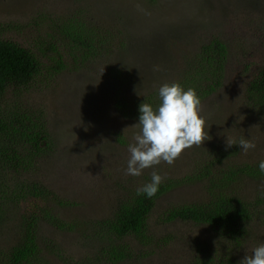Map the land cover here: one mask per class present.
Here are the masks:
<instances>
[{
	"label": "rangeland",
	"instance_id": "obj_1",
	"mask_svg": "<svg viewBox=\"0 0 264 264\" xmlns=\"http://www.w3.org/2000/svg\"><path fill=\"white\" fill-rule=\"evenodd\" d=\"M37 10L43 21L36 20L39 25L35 26L31 19ZM73 16L81 18L88 38L97 42L105 55L97 73L76 65L79 61L74 64L69 46L64 50L65 43L59 41L58 52L63 53L70 71L53 70L56 78L51 76L46 83L38 77L29 91L7 92L5 100L7 104L20 102L26 111H41L50 145L31 172L53 194L47 202L46 219L57 217L73 228L60 231L55 220L47 224L41 219L39 210L46 205L43 201L19 204L9 213L13 218L15 212L17 217L37 214L41 225L38 237L52 264H103L80 236L89 233L93 223L110 217L116 192L150 182L155 171L178 181L158 199L145 238L123 239L130 251L115 264H190L194 254L221 250V246H212L218 241L206 227L166 222L163 213L172 206L201 199L202 184L184 183L180 178L211 162L221 147L229 148L227 140L246 136L256 144L236 156L237 165L264 158V123L249 112L243 99L246 85L264 63V0H0V35L25 46L36 42L38 36L40 46L41 29L49 17L61 21ZM212 37L226 42L228 57L222 85L200 104L205 141L185 149L171 165L162 162L145 169L141 176L126 175L128 145L135 142L138 121L121 115L117 102L111 99L113 91L118 90L133 103L164 83H181L186 61ZM120 42L128 47L119 49ZM33 50L37 52L38 47ZM48 57L52 60L54 56ZM49 64L54 66L53 61ZM122 68L128 79L119 89L113 85L116 79L93 83L103 70L119 72ZM256 177L247 178L239 188L251 202L263 195L264 181ZM8 217L7 221H14ZM256 219L259 234L253 231V243L240 252L241 260L264 243V218ZM4 230L0 225L3 248L13 242V238L3 236Z\"/></svg>",
	"mask_w": 264,
	"mask_h": 264
},
{
	"label": "trees",
	"instance_id": "obj_2",
	"mask_svg": "<svg viewBox=\"0 0 264 264\" xmlns=\"http://www.w3.org/2000/svg\"><path fill=\"white\" fill-rule=\"evenodd\" d=\"M36 20L43 21V14L38 10L35 11L31 24L38 26ZM4 25L10 28L9 23ZM41 31L40 46L38 36L36 42L25 46L0 35V225L5 229L3 236L13 238L10 246L0 247V264H52L45 254L42 238L38 237L41 225H38L37 214L17 217L15 212L13 218L9 213L11 208L19 204H37L43 201L46 205L39 210L41 219L47 220V224L55 220L60 231H70L73 228L66 222L58 221L57 217L46 219L49 216L48 212L45 214L49 205L47 202L50 198L53 199V194L40 181L35 180L37 174L31 172L43 159L46 147L50 145V136L41 111H26L18 105L20 102L7 104V92H27L38 77L44 78L48 83L47 78H56L53 70L69 72L71 66H68L63 53L58 52L59 41L65 43L64 50L69 46L68 51L74 64L79 61L76 65L81 64L89 72L97 73V66L105 59L97 42L92 43L88 38L79 16L62 18L61 21L55 18L51 20L49 17ZM35 46L38 47L37 52L33 50ZM118 47L123 50L128 46L120 42ZM49 54L54 56L52 60H49ZM227 57L226 42L219 37L210 38L201 43L192 59L186 61L181 83H177L185 90L194 89L202 103L222 85ZM49 61H53L54 66ZM100 75L94 78V84L97 85V82L105 78L116 79L113 85L117 89L125 85L128 79L123 68L119 72L115 69L103 70ZM109 85L110 81L108 88ZM113 92L115 95L111 99L117 102L121 115H128L136 121L141 103L145 101L153 107L160 103L158 90L139 100H133V103L119 95L118 90ZM243 99L249 112L256 114L264 123V63L246 85ZM241 151L243 150L238 145L221 147L211 162L195 170L192 175L180 178L184 183H201L202 197L196 202L172 206L163 213L166 222L179 221L206 227L218 241L212 246L222 247L221 250L207 249L203 253L194 254L190 264H240L243 258L240 252L253 243V231L257 232L256 218H264V188L263 195H258L254 202L246 199L239 188L242 182L248 181L247 178L258 176L256 178L264 181V173L258 168L259 162L264 158L237 165L234 161ZM26 174L29 176L25 178ZM177 181L178 179L164 178L157 194L150 199L137 195V189L143 185L124 189L120 187L113 198L110 217L93 223L89 233L80 236L87 241L85 245L99 254L96 258L101 257L103 264L120 262L130 251L123 239L128 236H134L138 240L145 238L143 236L148 231V219L158 199L175 186ZM50 211L52 212L51 209ZM8 216L14 221H7ZM10 223L12 224L8 227Z\"/></svg>",
	"mask_w": 264,
	"mask_h": 264
},
{
	"label": "clouds",
	"instance_id": "obj_3",
	"mask_svg": "<svg viewBox=\"0 0 264 264\" xmlns=\"http://www.w3.org/2000/svg\"><path fill=\"white\" fill-rule=\"evenodd\" d=\"M159 105L143 102L139 105V132L134 143L128 145L130 157L126 175L138 177L145 169L162 162L171 165L181 153L206 139L205 118L200 114V98L194 89L185 90L179 83H164L158 89ZM229 147L238 145L245 153L256 147L246 136L238 142L227 140ZM264 173V160L258 164ZM164 177L153 172L150 182L137 189V195L154 197ZM240 264H264V243L256 246L251 255H246Z\"/></svg>",
	"mask_w": 264,
	"mask_h": 264
}]
</instances>
